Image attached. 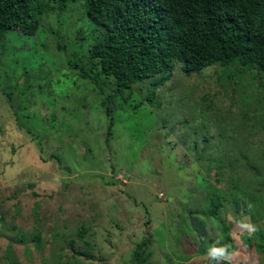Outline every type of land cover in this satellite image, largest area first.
<instances>
[{"label": "rangeland", "instance_id": "374dc122", "mask_svg": "<svg viewBox=\"0 0 264 264\" xmlns=\"http://www.w3.org/2000/svg\"><path fill=\"white\" fill-rule=\"evenodd\" d=\"M82 11L0 46V264H205L217 242L264 264V78L176 66L114 99L106 145V95L69 63L90 55Z\"/></svg>", "mask_w": 264, "mask_h": 264}, {"label": "trees", "instance_id": "16d2710c", "mask_svg": "<svg viewBox=\"0 0 264 264\" xmlns=\"http://www.w3.org/2000/svg\"><path fill=\"white\" fill-rule=\"evenodd\" d=\"M75 4L82 6V19L94 27L86 37L93 43L88 63L74 55L69 63L106 95L110 117L106 145L115 126L114 99L127 103L136 84L160 74L169 79L176 66L188 75L221 67L229 81L237 78V69H231L237 66L255 71L259 81L264 78V0H0V46L16 38L25 48L26 39L43 32L45 17L54 11L64 13ZM24 69V84L31 87ZM105 86L112 89L110 94ZM26 132L40 138L29 127ZM207 190L212 195L209 186ZM219 205L212 200L206 207L216 214ZM261 243L258 250L263 251L264 236ZM141 258L137 251L135 259Z\"/></svg>", "mask_w": 264, "mask_h": 264}, {"label": "clouds", "instance_id": "9594fccd", "mask_svg": "<svg viewBox=\"0 0 264 264\" xmlns=\"http://www.w3.org/2000/svg\"><path fill=\"white\" fill-rule=\"evenodd\" d=\"M236 228L239 230V235H234V239H239L240 236L245 234L251 237L257 231V227L247 218L238 220L236 222ZM230 249V245L218 246V242L209 246L207 249V258L210 264H232L234 257L238 256L239 253Z\"/></svg>", "mask_w": 264, "mask_h": 264}, {"label": "built area", "instance_id": "2783aa9c", "mask_svg": "<svg viewBox=\"0 0 264 264\" xmlns=\"http://www.w3.org/2000/svg\"><path fill=\"white\" fill-rule=\"evenodd\" d=\"M163 196V195H162Z\"/></svg>", "mask_w": 264, "mask_h": 264}]
</instances>
